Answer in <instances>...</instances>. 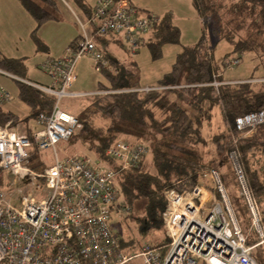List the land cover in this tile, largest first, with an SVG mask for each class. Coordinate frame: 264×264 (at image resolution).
Instances as JSON below:
<instances>
[{
	"label": "built area",
	"instance_id": "obj_1",
	"mask_svg": "<svg viewBox=\"0 0 264 264\" xmlns=\"http://www.w3.org/2000/svg\"><path fill=\"white\" fill-rule=\"evenodd\" d=\"M158 20L126 1L98 0L90 17H76L80 35L74 44L61 57L47 59L40 65L50 85L22 81L0 70V75L54 98L51 110L38 114L40 129L31 135L10 124H0V173L6 172L14 181L37 189L42 179L45 193L40 199L22 196L15 205L11 195L0 192V264H128L136 258L142 264H257L253 255L256 247L264 248V221L237 150L229 153V159L258 242L253 246L247 244L220 175L209 170L201 175L210 176V188L200 180H190L164 191L162 220L167 244L162 248L143 244L134 255L123 251L112 232L110 217L114 211L118 215L129 211L116 204L120 194L117 176L136 167L148 149L142 144L118 140L105 151L106 159L118 165L116 168H103L87 156L57 155L56 146L66 143L80 127L77 116L62 100L120 92L74 93L79 61L88 58L96 71L116 73L99 49L98 41L114 38L130 55H135ZM238 63L236 59L225 62L226 67ZM221 84L214 81L210 85ZM150 90L144 87L135 91ZM9 101L10 94L0 85V105ZM263 124L264 109L234 119L236 131L242 133ZM33 148L39 152L51 150L53 165L41 173L32 170L28 164Z\"/></svg>",
	"mask_w": 264,
	"mask_h": 264
},
{
	"label": "trees",
	"instance_id": "obj_2",
	"mask_svg": "<svg viewBox=\"0 0 264 264\" xmlns=\"http://www.w3.org/2000/svg\"><path fill=\"white\" fill-rule=\"evenodd\" d=\"M19 1L38 27L56 19L55 0ZM75 1L85 9L83 0ZM192 2L201 24L199 40L190 46L182 45L168 72L150 85H144L138 73L102 50L110 43L119 45L118 40L99 41V49L116 73L100 69L107 84L99 83L95 92H120L83 99L86 106L76 115L81 129L66 143L81 147L97 162L107 160L105 151L121 138L133 144H148L149 156L136 167L122 171L116 182L124 201L132 204L145 200L146 221L159 225L167 188L179 182L197 181L204 171L212 169L221 175L220 168L229 164L228 154L237 150L264 221V124L250 137H242V132L234 127L235 118L264 109V0ZM83 14L88 18L91 11L84 10ZM221 42L230 51L215 59L214 49ZM169 45H180V31L166 14L142 39L141 49L146 48L152 60L157 61ZM243 57L250 62V75L224 83L220 70L238 67ZM235 59L239 60L238 65L226 67L225 61ZM0 70L16 76V63L0 58ZM256 79L261 80L252 82ZM15 81L18 98L31 110L27 120L51 110L53 97ZM214 81L223 84L211 86ZM146 86L155 89L135 91ZM9 121L16 123L19 118L0 106V124ZM38 153L33 148L28 166L41 172L46 167L37 162Z\"/></svg>",
	"mask_w": 264,
	"mask_h": 264
},
{
	"label": "rangeland",
	"instance_id": "obj_3",
	"mask_svg": "<svg viewBox=\"0 0 264 264\" xmlns=\"http://www.w3.org/2000/svg\"><path fill=\"white\" fill-rule=\"evenodd\" d=\"M55 1L56 19L46 21L38 27L33 17L23 8L19 0H0V58L11 59L16 63L17 72L14 73L16 75L14 77L19 80L38 84L44 83L43 80L47 75L40 69V65L48 58L57 59L61 57L65 49L78 39L80 28L76 22V17L86 20L87 18L83 14L84 10L92 12L98 0H83L85 9L80 7L75 0ZM126 2L145 11L146 14L158 18L166 14L170 15L172 25L180 31V45L165 46L162 58L157 61L152 60L146 48H140L137 54L130 55L120 44L115 47L102 46V50L113 56L115 55L117 61L129 67L131 71L138 73L144 85H150L168 72L174 61L175 54L180 51L182 45L190 46L199 40L201 36L200 20L192 0H126ZM229 51L228 45L221 42L214 49V57L219 59ZM222 61H224L223 58ZM250 72V62L246 57H243L242 64L238 67L233 69L225 68V70H220L219 73H221L224 82L234 83L235 81L233 80L235 79L247 78ZM260 80L256 79L252 80V82H259ZM99 83L107 84L106 78L102 76L101 72L96 71L90 59H81L76 68V80L72 91L93 92L97 89ZM0 85L10 94V101L7 102L6 106L14 109L18 115L28 117L31 110L18 98L16 81L10 77L0 75ZM83 99L85 98H65L62 103L71 107V112L74 115H78L87 103ZM102 125L105 126V123H102ZM30 127L36 131L40 129L38 121L35 119L30 120ZM80 129L81 124L76 133ZM255 130L246 131L240 135L242 137H250ZM230 133L234 134L233 132ZM121 140L127 141L124 138H121ZM69 144L67 145V143L63 142L56 146L59 158H64L67 155H78L97 160L91 154L82 151L81 147L73 148ZM129 144L133 143L129 142ZM142 145L148 149L144 158L146 159L149 156L150 149L148 144ZM37 162L39 164L43 163L45 167L53 165V152L51 150L39 152ZM98 163L103 168L107 167L108 164L112 165L110 166L112 168L118 167V165L109 160ZM214 170L220 175L219 171ZM220 172L222 175L220 177L223 179V184L242 233L246 236L247 244L253 246L258 242V237L251 226L252 216L245 198L241 194V187L230 159L228 165L220 168ZM201 176L202 179H199L201 183L210 188L212 183L210 176ZM245 177L249 181L246 173ZM38 183V189L35 186L31 188L24 182L14 181L6 172L0 173V192L11 195L12 202L15 205L20 203L22 196L32 195L35 199L44 198L42 179ZM118 199L116 204L120 207H125L129 211L122 215H118L114 211L110 217V224L113 234L125 253L129 255L139 253L143 244H148L154 248H162L167 244L162 215L160 225L150 221L147 222L148 210L145 200L128 204L124 201L122 193L119 194ZM253 256L257 264H264L263 247H256ZM129 264H142V261L140 258H136L130 261Z\"/></svg>",
	"mask_w": 264,
	"mask_h": 264
},
{
	"label": "crops",
	"instance_id": "obj_4",
	"mask_svg": "<svg viewBox=\"0 0 264 264\" xmlns=\"http://www.w3.org/2000/svg\"><path fill=\"white\" fill-rule=\"evenodd\" d=\"M109 46L110 47H115L117 45L114 44V43H110ZM110 55L112 56L113 59H116V56L115 55L114 56L112 54H110ZM48 59H52V58H48ZM43 81H44V83H41V85H50V79L47 76H46V78ZM224 83H227V82H224ZM93 92H95V91H93ZM74 93H92V92H75L74 91ZM6 105H7V102H4L0 106L2 107V109L4 111H9V112L15 114L19 118V122L12 123V122L9 121V122H7L5 124H10L11 127L18 129L19 131H21L22 133L27 134V135H31L34 131H36V130H34V129H32L30 127V120H32V119H28L27 120V117L26 116H20V115H18L17 112L14 111V109L8 108ZM70 109H71V107H70ZM35 120H37V119H35Z\"/></svg>",
	"mask_w": 264,
	"mask_h": 264
}]
</instances>
